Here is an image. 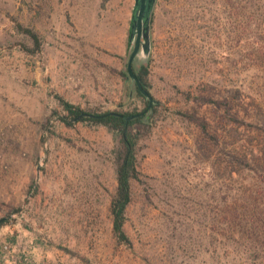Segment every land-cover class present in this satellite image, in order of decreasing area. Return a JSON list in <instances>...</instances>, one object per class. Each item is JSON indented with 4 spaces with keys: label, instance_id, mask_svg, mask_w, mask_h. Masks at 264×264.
I'll return each mask as SVG.
<instances>
[{
    "label": "rangeland",
    "instance_id": "1",
    "mask_svg": "<svg viewBox=\"0 0 264 264\" xmlns=\"http://www.w3.org/2000/svg\"><path fill=\"white\" fill-rule=\"evenodd\" d=\"M133 4L0 0V264H264V0H155L143 76L157 103L130 243L114 236L112 133L57 97L145 106L122 75Z\"/></svg>",
    "mask_w": 264,
    "mask_h": 264
},
{
    "label": "trees",
    "instance_id": "2",
    "mask_svg": "<svg viewBox=\"0 0 264 264\" xmlns=\"http://www.w3.org/2000/svg\"><path fill=\"white\" fill-rule=\"evenodd\" d=\"M153 15V14H152ZM152 20V17H151ZM38 43L37 35L30 29L24 28ZM24 46V45H23ZM131 49V48H130ZM148 63V62H147ZM146 64L135 65L133 63V70L140 79L143 87L151 94L147 88L144 80V69ZM129 82L128 99L133 94L139 95L145 102V106L140 110L123 111V110H105V111H87L81 109L79 106L70 103L63 97L58 96L57 99L64 110L72 114L73 117L84 112L86 115L81 116L78 120H87L94 124H101L106 126L111 131L115 146L113 148V163L115 166L116 187L110 199L109 211L111 214L112 231L117 241L123 244H129V238L124 229L126 220V208L131 200V180L138 177V169L136 164V148L140 136L147 131V126L151 116L154 114L155 105L146 110L148 106L147 98L134 85L133 90L130 88V78L126 71V66L122 72ZM152 95V94H151ZM145 110V111H144ZM144 111V112H143ZM143 112V113H141ZM140 115L126 119V116L139 114ZM67 123H69L67 121Z\"/></svg>",
    "mask_w": 264,
    "mask_h": 264
},
{
    "label": "water",
    "instance_id": "3",
    "mask_svg": "<svg viewBox=\"0 0 264 264\" xmlns=\"http://www.w3.org/2000/svg\"><path fill=\"white\" fill-rule=\"evenodd\" d=\"M154 4L155 0H134L127 37L129 52L127 55L126 71L130 78V88L131 90H133V87L135 85L139 89V91L147 98L148 106L146 110L149 109L152 104L156 103L157 101L143 87L132 66L133 63L135 65L146 64L149 60L151 50L150 25ZM132 46L133 48L130 51V48ZM141 113L126 116L125 118L130 119L140 115ZM83 115H86V113L82 112L79 115L73 117L70 121H77Z\"/></svg>",
    "mask_w": 264,
    "mask_h": 264
},
{
    "label": "flooded vegetation",
    "instance_id": "4",
    "mask_svg": "<svg viewBox=\"0 0 264 264\" xmlns=\"http://www.w3.org/2000/svg\"><path fill=\"white\" fill-rule=\"evenodd\" d=\"M133 46L131 47L130 51L132 50Z\"/></svg>",
    "mask_w": 264,
    "mask_h": 264
}]
</instances>
